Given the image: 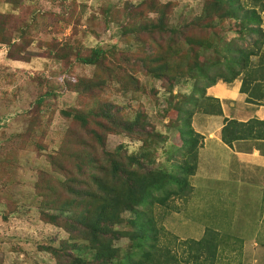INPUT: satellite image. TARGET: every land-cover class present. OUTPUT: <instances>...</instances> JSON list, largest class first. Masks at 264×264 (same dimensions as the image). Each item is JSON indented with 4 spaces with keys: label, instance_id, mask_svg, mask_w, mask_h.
<instances>
[{
    "label": "trees",
    "instance_id": "16d2710c",
    "mask_svg": "<svg viewBox=\"0 0 264 264\" xmlns=\"http://www.w3.org/2000/svg\"><path fill=\"white\" fill-rule=\"evenodd\" d=\"M20 1L6 3L12 6ZM199 2V13L180 25L170 21L175 9L170 1L140 0L136 4L124 2L120 7L101 8V13L93 18L99 17L106 27L116 25L127 49L115 44L108 48L97 45L84 54L68 43L45 46L48 60L64 68L70 67L71 58L74 64L94 68L92 77L87 79L67 72L61 77L65 78L61 91L77 95L79 107L59 109L67 125L58 146L49 150L42 144L47 131L42 129L41 121L47 118L49 124L53 116L47 103L55 94L51 89L44 93L38 89L33 111L28 113L29 125L16 137L21 141L17 148L27 149L42 135L33 149L45 152L50 171L38 172L32 204L40 222L62 228L68 234L58 247L38 248L49 254L55 264H190L203 255L205 259L213 257V231L206 230L198 242L167 237L154 218L153 208L168 209L169 200L185 201L191 193L190 178L197 169L202 140L192 126V118L197 113L222 114L219 102L205 97L206 89L240 78L242 93H248L250 98H264L263 58L260 56L257 64L251 59L264 44L263 18L256 9L264 10V0ZM77 10L73 2L66 15H58L56 21L68 25L75 16L80 18L81 11ZM15 17L13 13H0V50L8 62L28 63V25ZM225 21L236 28L238 39L224 38ZM246 35L259 38L253 46L243 47L238 42H244ZM139 73L162 83L167 91L163 99L166 95L179 98L178 103L166 108L176 114L175 124L170 126L182 141L178 149L164 148L167 137L147 122L144 113L130 117L103 98L111 83H119L118 89L134 99L141 94L136 78ZM181 82L193 83L189 95L172 93ZM152 93L157 91L153 88ZM226 122L221 141L227 146L263 133L264 123L256 120ZM111 135L123 136L139 146L129 151L118 145L110 151L106 143ZM161 155L178 164L166 166L167 161H160ZM16 173L15 169L8 170L7 163L0 164V209L4 222L17 215L20 208L12 189ZM26 207L32 208L31 204Z\"/></svg>",
    "mask_w": 264,
    "mask_h": 264
},
{
    "label": "rangeland",
    "instance_id": "374dc122",
    "mask_svg": "<svg viewBox=\"0 0 264 264\" xmlns=\"http://www.w3.org/2000/svg\"><path fill=\"white\" fill-rule=\"evenodd\" d=\"M139 1L21 0L18 4L11 6L6 3V0H0V13H13L16 15L14 20L20 21L21 19L25 22L29 31L28 41L31 42L25 52L26 57L31 56L28 63L8 62L4 58V52L0 50V164L7 163L8 170L15 169L18 171L12 178V189L20 203H18L20 207L18 214L9 217L7 222L2 220L0 209V264H55L49 254L39 251L38 248L44 246L58 247L60 243L68 238V234L64 229L40 222L38 212L32 204L34 197L33 183L38 172L50 171V164L46 162L44 157L45 152L40 151L38 153L33 149L34 143L38 142L39 137L42 135L37 136L35 142L27 149L17 148L21 141L16 137L29 125L28 113L33 111L34 101L39 92L38 89L41 88L43 93L46 89L48 91L51 89L55 94L51 95L52 98L47 99V103L49 109H53V116L49 124L47 118H43V121H41L42 129L47 131L42 144L45 143L49 150L58 146L67 125L65 120L61 119L59 109L79 107L77 95L61 91V84L65 82V78L61 77L67 72L70 75L87 79L92 77L94 68L74 64L73 58L70 59V67L64 68L60 63L48 60L45 46L53 42L59 45L68 43L84 54L97 45L108 48L115 44L119 49H127L125 40L119 37L116 25L112 24L106 27L99 17L93 18V16H98L101 13V8L120 7L124 2L136 4ZM160 1L174 3L175 9L170 21L175 25L188 22L199 13V0ZM73 2L78 6L77 12L81 11L80 18L75 16L68 25H65L62 21L57 22L56 17L66 15ZM256 9L261 12L263 18L261 28L264 31V10ZM231 25L228 21L222 24V34L227 41L238 39V35L235 33L236 28ZM258 38V36L246 35L244 37L245 41L238 42V44L243 47L253 46L252 43ZM257 52L259 53L257 56L251 57L253 64L258 63L260 56H262L264 62V44L260 46ZM136 78L141 86V94H137L134 99L131 98V94H125L118 89L119 83H111L110 89L103 95V98L113 107L121 110L123 114L130 115V117H133L137 112L144 113L147 116V122L167 137L164 148L169 151L178 149L182 145V141L177 131L170 126L175 124L176 114L173 109L166 110V108L178 103L179 98H170L166 95L163 99V93L167 91L161 82L152 80L140 73L136 75ZM40 80L41 84L39 85L38 81ZM192 85V82L185 84L181 82L173 89L172 93L181 92L189 95ZM153 88L157 91V94L152 93ZM48 117H50V114ZM204 119L203 114H194L192 126L195 131L200 130V123H206ZM118 145L127 147L129 151H134L139 146L138 143L130 142L129 139L123 136L111 135L108 137L106 143L108 150L113 151ZM222 151L210 147L208 152L204 153L203 162L207 158L205 167L210 168V171H206V174L216 175V178L213 179L218 181H214V187L218 191L230 193L228 203L232 205V208H230L232 212L227 209V217H233V219L237 217L238 221V223L232 224L231 227L229 224L223 223V225H226L223 229L225 234H222L223 238L220 240L226 244L234 242L237 245V240L228 239V237H234L235 239L239 232L247 235L254 228L264 230V181L260 183L255 179L248 183L247 186H252L255 189V186H260L255 191L249 187H244V185L240 187L241 184L236 181L235 184L230 183L232 181V171H230L232 162L227 159ZM160 161L164 164L167 159L161 155ZM173 163L176 162L169 160L165 165L168 166ZM204 175L199 174L196 180H192V183H196V185L198 182L205 183L206 187H213V182H209ZM183 203H185L184 200L175 199L168 201V209H162L160 206L153 208L154 218L158 226L164 229L163 233L167 237L170 235L175 236L178 241H181V238L187 235L185 233L182 236L180 231L183 219L179 212ZM29 204L32 208L26 207ZM193 215L197 223H205L209 230L211 229V222L216 219V215L219 216L218 207L214 206L212 208V202H209L199 212L196 210ZM196 225L198 226V224ZM161 238L163 240L162 236ZM121 245H123V242ZM175 248H177L176 245Z\"/></svg>",
    "mask_w": 264,
    "mask_h": 264
},
{
    "label": "crops",
    "instance_id": "0c3cea01",
    "mask_svg": "<svg viewBox=\"0 0 264 264\" xmlns=\"http://www.w3.org/2000/svg\"><path fill=\"white\" fill-rule=\"evenodd\" d=\"M241 84L242 81L239 79L230 84L218 82L205 91V97L219 102L222 114L220 116L204 115L206 123H200V130L196 131L202 136V140L198 150L197 169L195 175L190 178L192 190L179 212L183 219L180 228L181 235L187 234L181 238V241L198 242L209 228L205 223H197L193 215L196 210L199 212L201 208L212 202V208L218 207L219 216L216 215V219L211 222L213 225L211 224V229H209L215 233L213 238L216 249L213 250V257L205 259V255H203L197 262L191 261L190 264H264V230L262 228H254L247 235L239 232L235 239L228 237V239L237 240V245L234 242L226 244L220 240L223 238L222 234H225L224 227L227 224L231 227L238 221L237 217L235 219L227 217V209L232 212L230 209L232 205L228 203L230 193L218 191L214 187V181H218L213 179L216 178V175L206 174V171H210V168L205 167L207 158L203 162L204 153H207L210 147L221 149L227 159L232 162L230 166L232 181L230 183L235 184L236 181L241 184L240 187L244 185V187L255 191L260 186H255V189L252 186H247L248 183L255 179L260 183L264 181V126L261 127L263 133L259 137L236 141L231 146H227L221 141V129L227 123L226 120H236L240 123L256 120L264 123V98H250L248 93L241 92ZM261 88L264 93V82L261 84ZM199 174H205L207 180L213 182V187H206L205 183L198 182L197 185L192 183V180H196Z\"/></svg>",
    "mask_w": 264,
    "mask_h": 264
}]
</instances>
